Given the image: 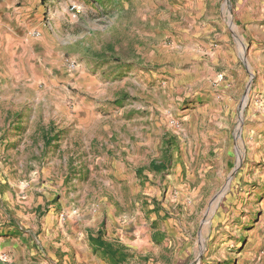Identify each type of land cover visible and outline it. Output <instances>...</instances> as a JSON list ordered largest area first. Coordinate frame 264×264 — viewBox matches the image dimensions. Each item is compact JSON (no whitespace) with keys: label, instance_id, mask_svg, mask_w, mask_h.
I'll return each instance as SVG.
<instances>
[{"label":"rangeland","instance_id":"1","mask_svg":"<svg viewBox=\"0 0 264 264\" xmlns=\"http://www.w3.org/2000/svg\"><path fill=\"white\" fill-rule=\"evenodd\" d=\"M11 8L0 264H264V0Z\"/></svg>","mask_w":264,"mask_h":264},{"label":"crops","instance_id":"2","mask_svg":"<svg viewBox=\"0 0 264 264\" xmlns=\"http://www.w3.org/2000/svg\"><path fill=\"white\" fill-rule=\"evenodd\" d=\"M11 3L12 0H0V42L1 43L7 42L9 35L8 34L6 35V31H21L19 28L13 29L7 25L15 17L17 18V20H19L20 18L19 13L15 11V9L11 8ZM87 115H90V117L93 116L94 115L93 109L79 107L77 111L78 120L81 121V119Z\"/></svg>","mask_w":264,"mask_h":264},{"label":"trees","instance_id":"3","mask_svg":"<svg viewBox=\"0 0 264 264\" xmlns=\"http://www.w3.org/2000/svg\"><path fill=\"white\" fill-rule=\"evenodd\" d=\"M89 242L95 251L100 249L101 254L109 258L113 263H118L125 259L124 246L105 240L101 229H98L95 235H93V231H90Z\"/></svg>","mask_w":264,"mask_h":264}]
</instances>
